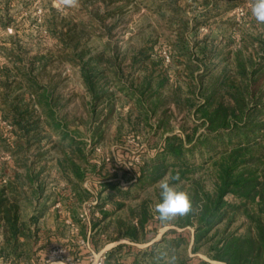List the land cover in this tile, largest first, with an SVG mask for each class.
Here are the masks:
<instances>
[{"label":"rangeland","instance_id":"obj_1","mask_svg":"<svg viewBox=\"0 0 264 264\" xmlns=\"http://www.w3.org/2000/svg\"><path fill=\"white\" fill-rule=\"evenodd\" d=\"M228 2L80 0L78 7L69 9L63 8L58 0H0V99L5 96L11 106L20 99L28 102L30 95L25 83L20 82L22 77L18 69L29 73L39 84L54 90L57 115L68 124L70 133L84 142L87 155L96 152V158L91 156V161H113L128 170L110 168L108 171L98 165L97 171L86 172L82 187L89 190L94 198L74 209L76 220L89 224L82 228L77 224L79 221L67 219L66 205L59 196V193L66 194L64 182L53 163L48 164L41 175L47 184V197L40 205L34 199L31 205L26 204L23 215L28 219L43 206L47 209L43 218L30 224L32 236L24 241L21 258L7 264L61 261L49 258L50 252L59 248L69 251L70 261L65 264H98L102 256L106 257L119 244L127 247L117 257L129 263L134 256L150 250L162 238L173 239L179 234L190 239L187 246L181 247L184 256L194 260L207 259L201 252L191 253L194 229L192 226L181 227L185 217L164 225L156 219L152 209L160 200L158 184L139 190V197L135 200L123 202L116 197L114 204H123L121 209H117L118 205L106 203L103 211L111 214L107 218H103L95 206L104 204L113 194L111 189H103L102 184L115 183L114 192L118 193L127 191L135 182L127 165L128 157L138 154L153 157L166 136L192 133L196 122L193 113L187 109L186 101L190 99L196 104L198 99L190 93L192 88L186 83L183 66L188 60H197V46L209 47L212 42L218 49L228 46L233 51V39L239 35L234 24L239 25L243 34H255L260 30V24L251 15V0H241L234 8L233 0ZM143 47H153V50L162 52V68L171 80L163 91V103L157 113L146 123L138 115L133 102L117 90L113 76L109 77L107 73L108 81L105 83V77H101L100 84H104L108 96L97 104L92 120V98L85 90L78 66L68 58L83 52L84 60L94 57L91 64L96 66L98 56L111 57L120 71L122 83L128 87L132 84L138 86L142 75L132 58ZM98 64V70L107 67L103 62ZM201 66L195 72L196 76L200 75L204 64ZM12 128L0 109V177L2 167L7 174L4 173L2 183L7 182L14 169L20 168L17 165L20 159L12 157V149L5 143V137H9ZM202 130L199 127V131ZM95 132H98L96 137ZM44 135L52 142L58 140L49 131ZM51 146L46 141L42 143V147ZM52 153L56 154V151ZM32 154L33 151L29 153L30 156ZM140 158L136 157L134 161ZM191 180L177 184L178 188L189 195L195 191L207 193L212 190V173L208 168ZM144 216L147 222L145 230L139 233L140 241L134 243L124 238L122 235L132 218ZM240 223L238 220L230 227L231 230ZM159 244L156 247L160 249L163 245ZM44 247L50 250L48 255L47 250L38 253ZM139 258L141 260L142 256Z\"/></svg>","mask_w":264,"mask_h":264},{"label":"trees","instance_id":"obj_2","mask_svg":"<svg viewBox=\"0 0 264 264\" xmlns=\"http://www.w3.org/2000/svg\"><path fill=\"white\" fill-rule=\"evenodd\" d=\"M222 1L229 3L230 0ZM239 1L233 0V8ZM233 27L239 34L233 39V51L228 46L218 49L212 42L209 47L197 46L199 57L196 61L204 64L200 75H195L202 67L200 63L188 60L183 66L186 83L192 88L190 93L198 99L196 104L190 99L186 101L196 122L192 133L166 136L153 157L138 154L139 161H134L135 156L128 157L127 165L135 182L127 191L118 193L114 192L115 183L102 184L103 189H111L113 194L104 204L95 206L103 218H107L111 214L103 211L106 203L118 205L117 209L123 207V204H114L116 197L123 202L135 200L139 190L158 184L165 175L179 172L180 180L173 182L177 185L192 181L208 168L212 173V190L192 192L193 211L180 224L194 229L191 253L201 252L207 259L194 260L184 256L181 247L187 246L190 239L179 234L173 239L162 238L158 242L163 245L160 249L156 242L129 263L117 257L127 247L119 244L108 253L103 264H161V248L167 247L176 249L179 264H264V24H260V30L255 34H243L238 24ZM161 53L153 47H143L134 54L132 59L142 78L138 80V86L132 84L129 87L122 83L120 71L111 57L100 55L96 58L98 63L107 65L100 70L96 67L98 63L96 66L91 64L94 57L84 60L83 52L68 58L78 66L85 90L92 98L91 119L97 104L108 96L104 84H100L101 77H105V83L108 81V73L115 79L113 84L117 90L133 102L140 118L148 123L163 103V91L171 81L162 68ZM18 70L30 100L20 99L11 106L5 96L0 99L3 118L13 127L9 137H5V143L12 149V157L20 159L17 161L20 168L14 169L5 183H2L5 168L1 169L0 258L5 264L21 258L23 243L32 236L30 224L44 216L45 206L28 219L23 215V208L26 204L31 205L33 199L40 205L47 197V184L41 175L48 164L53 163L64 182L66 194L59 193V196L66 205L67 219L79 221L77 224L82 228L89 224L76 220L74 209L94 198L82 187L86 172L96 170L98 165L102 170L128 171L126 166L113 161H91V156L96 158V152L92 150L93 153L87 155L84 142L70 133L68 124L57 115L54 90L39 84L29 73ZM199 127L203 129L201 132ZM48 131L58 140H48L44 135ZM97 135L95 132L94 136ZM44 141L52 144L51 148L42 147ZM31 151L32 156L29 155ZM54 151L56 154L52 153ZM238 220L241 221L239 226L231 230ZM146 222L145 216L133 217L122 236L131 242H139V233L145 230ZM44 250L48 255L50 250L46 247L40 248L38 253ZM66 253L69 255L68 250Z\"/></svg>","mask_w":264,"mask_h":264},{"label":"clouds","instance_id":"obj_3","mask_svg":"<svg viewBox=\"0 0 264 264\" xmlns=\"http://www.w3.org/2000/svg\"><path fill=\"white\" fill-rule=\"evenodd\" d=\"M80 0H58L63 8H76ZM251 15L258 24H264V0H251ZM180 180V174H168L158 181L160 200L153 206L156 219L162 224H168L178 217H185L193 211V202L188 192L181 190L173 183ZM161 264H179L180 257L173 247L162 248ZM0 264H5L0 258ZM48 264H65V261H48Z\"/></svg>","mask_w":264,"mask_h":264},{"label":"built area","instance_id":"obj_4","mask_svg":"<svg viewBox=\"0 0 264 264\" xmlns=\"http://www.w3.org/2000/svg\"><path fill=\"white\" fill-rule=\"evenodd\" d=\"M49 258L50 259L59 258L61 261H65V262L70 261V258H68L66 254V250L62 248L51 251ZM104 259H105V256H102L101 261L98 264H103Z\"/></svg>","mask_w":264,"mask_h":264},{"label":"crops","instance_id":"obj_5","mask_svg":"<svg viewBox=\"0 0 264 264\" xmlns=\"http://www.w3.org/2000/svg\"><path fill=\"white\" fill-rule=\"evenodd\" d=\"M1 241H2V234H1V232H0V243H1Z\"/></svg>","mask_w":264,"mask_h":264}]
</instances>
